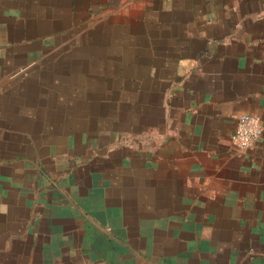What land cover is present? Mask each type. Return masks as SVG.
Masks as SVG:
<instances>
[{
    "label": "crops",
    "instance_id": "crops-1",
    "mask_svg": "<svg viewBox=\"0 0 264 264\" xmlns=\"http://www.w3.org/2000/svg\"><path fill=\"white\" fill-rule=\"evenodd\" d=\"M264 0H0V264H264Z\"/></svg>",
    "mask_w": 264,
    "mask_h": 264
},
{
    "label": "built area",
    "instance_id": "built-area-1",
    "mask_svg": "<svg viewBox=\"0 0 264 264\" xmlns=\"http://www.w3.org/2000/svg\"><path fill=\"white\" fill-rule=\"evenodd\" d=\"M264 128L258 116L244 114L238 117L231 140L236 149L246 151L262 138Z\"/></svg>",
    "mask_w": 264,
    "mask_h": 264
}]
</instances>
